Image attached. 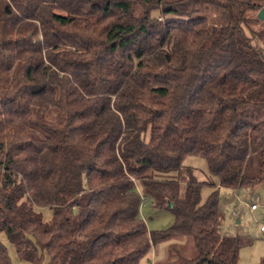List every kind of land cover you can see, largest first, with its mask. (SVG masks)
I'll return each mask as SVG.
<instances>
[{"label": "trees", "instance_id": "16d2710c", "mask_svg": "<svg viewBox=\"0 0 264 264\" xmlns=\"http://www.w3.org/2000/svg\"><path fill=\"white\" fill-rule=\"evenodd\" d=\"M262 7L0 0V232L22 260L140 264L187 236L196 255L165 264H239L250 239L222 233L220 189L264 180V19L247 16ZM138 185L170 228L149 230ZM0 264H13L1 241Z\"/></svg>", "mask_w": 264, "mask_h": 264}, {"label": "rangeland", "instance_id": "374dc122", "mask_svg": "<svg viewBox=\"0 0 264 264\" xmlns=\"http://www.w3.org/2000/svg\"><path fill=\"white\" fill-rule=\"evenodd\" d=\"M258 2L263 4L264 0H258ZM262 8L248 12L247 16L250 19L258 20ZM215 13L221 16L219 10L209 6L203 15L207 17L211 25L223 24V17H217ZM261 28L262 25L258 21L251 23L252 30L256 31ZM255 42L263 45L257 38H255ZM185 164L194 167L199 180L208 178V169L203 157L190 155L186 158ZM138 191L142 197L141 216L149 230L161 231L170 228L175 222L173 212L156 206L155 195L147 192L143 186L138 185ZM209 192L210 187L206 186L203 189V197L206 198ZM220 202L222 209L219 216L222 233L247 235L250 239V242L244 244L240 250L239 264H264V232L261 230V225L264 224V180L252 188L231 189L223 187L220 189ZM253 204L256 205L257 209H252ZM37 208L41 212L43 220L51 219L53 210L50 207ZM0 241L7 248L13 264H30L19 257L15 246L4 232H0ZM179 254L188 258L196 255V249L190 237L173 238L156 244L141 259L140 264L177 262ZM47 261L48 257L46 256L44 263Z\"/></svg>", "mask_w": 264, "mask_h": 264}, {"label": "water", "instance_id": "95a60500", "mask_svg": "<svg viewBox=\"0 0 264 264\" xmlns=\"http://www.w3.org/2000/svg\"><path fill=\"white\" fill-rule=\"evenodd\" d=\"M258 17H259V19H261V20L264 19V8H262V10L260 11Z\"/></svg>", "mask_w": 264, "mask_h": 264}, {"label": "built area", "instance_id": "2783aa9c", "mask_svg": "<svg viewBox=\"0 0 264 264\" xmlns=\"http://www.w3.org/2000/svg\"><path fill=\"white\" fill-rule=\"evenodd\" d=\"M256 208V205L255 204H253L252 205V209H255ZM261 230L264 232V224L263 225H261Z\"/></svg>", "mask_w": 264, "mask_h": 264}, {"label": "crops", "instance_id": "0c3cea01", "mask_svg": "<svg viewBox=\"0 0 264 264\" xmlns=\"http://www.w3.org/2000/svg\"><path fill=\"white\" fill-rule=\"evenodd\" d=\"M222 188H223V187H222ZM222 188H221V189H222ZM255 209H257V207H256Z\"/></svg>", "mask_w": 264, "mask_h": 264}]
</instances>
